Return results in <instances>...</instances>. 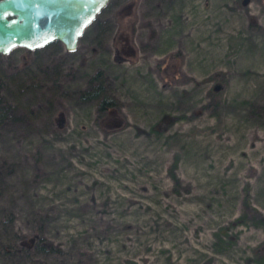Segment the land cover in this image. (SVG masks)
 Segmentation results:
<instances>
[{
    "label": "rangeland",
    "instance_id": "rangeland-1",
    "mask_svg": "<svg viewBox=\"0 0 264 264\" xmlns=\"http://www.w3.org/2000/svg\"><path fill=\"white\" fill-rule=\"evenodd\" d=\"M0 63L47 79L0 129V264H264V0H109Z\"/></svg>",
    "mask_w": 264,
    "mask_h": 264
},
{
    "label": "water",
    "instance_id": "water-1",
    "mask_svg": "<svg viewBox=\"0 0 264 264\" xmlns=\"http://www.w3.org/2000/svg\"><path fill=\"white\" fill-rule=\"evenodd\" d=\"M108 1L0 0V52L36 49L54 40L73 50Z\"/></svg>",
    "mask_w": 264,
    "mask_h": 264
},
{
    "label": "trees",
    "instance_id": "trees-1",
    "mask_svg": "<svg viewBox=\"0 0 264 264\" xmlns=\"http://www.w3.org/2000/svg\"><path fill=\"white\" fill-rule=\"evenodd\" d=\"M51 79L54 81L56 77ZM46 81V78H43V80L36 79V75L27 63H23L20 67L14 69H9L0 63V129L3 124L11 119L14 110L19 108L20 101L16 94L27 90L31 91L30 88L33 87L38 89L40 86H44ZM55 87H57V84H55L53 89ZM84 88L82 93H80L81 96L88 97L85 99H96L98 101V110L101 113L113 111L112 109L118 105L117 99L106 93V83L101 67L95 69L87 79V85ZM259 246H264V244ZM42 247H45V245ZM48 247H45V249L55 248L51 243H49Z\"/></svg>",
    "mask_w": 264,
    "mask_h": 264
},
{
    "label": "flooded vegetation",
    "instance_id": "flooded-vegetation-1",
    "mask_svg": "<svg viewBox=\"0 0 264 264\" xmlns=\"http://www.w3.org/2000/svg\"><path fill=\"white\" fill-rule=\"evenodd\" d=\"M51 42H56V43H62L61 41H59V40H54V41H51ZM63 44V43H62ZM64 45V44H63ZM65 47V46H64ZM28 49V48H27ZM0 54H2L1 52H0Z\"/></svg>",
    "mask_w": 264,
    "mask_h": 264
}]
</instances>
